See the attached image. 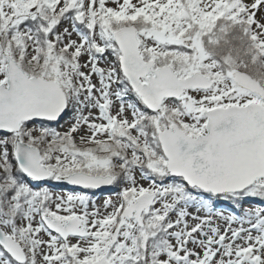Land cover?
<instances>
[{
  "label": "snow or ice",
  "instance_id": "6c2138e0",
  "mask_svg": "<svg viewBox=\"0 0 264 264\" xmlns=\"http://www.w3.org/2000/svg\"><path fill=\"white\" fill-rule=\"evenodd\" d=\"M0 264H264V0H0Z\"/></svg>",
  "mask_w": 264,
  "mask_h": 264
},
{
  "label": "rangeland",
  "instance_id": "374dc122",
  "mask_svg": "<svg viewBox=\"0 0 264 264\" xmlns=\"http://www.w3.org/2000/svg\"><path fill=\"white\" fill-rule=\"evenodd\" d=\"M111 58V57H110ZM61 125H63L64 127H67V123H66V120L64 121H61L60 124L58 125H54L58 130H63L61 128ZM35 183V182H33ZM59 183V182H57ZM145 184L147 182H144ZM59 185V186H58ZM43 187L45 188H48L50 189L51 191L57 193V194H68L69 192H73L75 194H87L89 196H91L93 198V200L95 201L96 204L100 205L103 203V201L111 196L113 200L117 199V192L116 190L112 189V188H105L103 190H96V191H87V192H81L80 190H78V188H73L72 186L70 185H67L65 183H62V184H52L50 186V183L47 184V183H43L42 184ZM89 210H91V205L89 206ZM111 209H109L110 211ZM103 211V209H102Z\"/></svg>",
  "mask_w": 264,
  "mask_h": 264
},
{
  "label": "trees",
  "instance_id": "16d2710c",
  "mask_svg": "<svg viewBox=\"0 0 264 264\" xmlns=\"http://www.w3.org/2000/svg\"><path fill=\"white\" fill-rule=\"evenodd\" d=\"M47 184H49L50 183V186L52 185V184H59V183H57V182H55V181H48V182H46ZM42 184H43V182H42ZM45 184V183H44ZM60 184H62V183H60ZM59 186V185H58ZM78 190H80V189H78ZM81 191V190H80ZM87 191H89V190H85V192H87Z\"/></svg>",
  "mask_w": 264,
  "mask_h": 264
}]
</instances>
